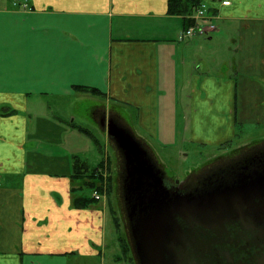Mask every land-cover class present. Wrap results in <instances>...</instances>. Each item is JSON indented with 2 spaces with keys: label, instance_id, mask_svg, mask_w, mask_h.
Masks as SVG:
<instances>
[{
  "label": "crops",
  "instance_id": "0c3cea01",
  "mask_svg": "<svg viewBox=\"0 0 264 264\" xmlns=\"http://www.w3.org/2000/svg\"><path fill=\"white\" fill-rule=\"evenodd\" d=\"M196 2L214 29L187 38L196 8L172 14L170 0H0V264H106L108 239L127 254L87 187L112 111L135 135L124 114L156 138L201 111L235 137L259 28L264 53V0ZM87 101L102 102L86 116Z\"/></svg>",
  "mask_w": 264,
  "mask_h": 264
},
{
  "label": "water",
  "instance_id": "95a60500",
  "mask_svg": "<svg viewBox=\"0 0 264 264\" xmlns=\"http://www.w3.org/2000/svg\"><path fill=\"white\" fill-rule=\"evenodd\" d=\"M103 126L123 153L136 184L138 197L129 207V218L139 264H264V217L256 215L257 224L236 207L239 203L232 208L226 203L220 209L218 200L225 202L226 194L171 197L160 171L135 136L113 119ZM251 188L245 197L254 206H264V183ZM243 221L251 223L246 226Z\"/></svg>",
  "mask_w": 264,
  "mask_h": 264
},
{
  "label": "rangeland",
  "instance_id": "374dc122",
  "mask_svg": "<svg viewBox=\"0 0 264 264\" xmlns=\"http://www.w3.org/2000/svg\"><path fill=\"white\" fill-rule=\"evenodd\" d=\"M253 28V32H256L257 27ZM257 31L261 33V38L256 32V40L260 42L256 46L254 66L251 68L249 64V67H244L238 77V111L235 137L233 139L232 137L225 139L224 131L220 130L221 126L226 122L225 118L210 117L206 113L203 116L201 111L193 114L191 118L176 119L177 117H175L172 120H168L171 134H164L163 132L156 138L146 135L139 128L137 120L131 118L129 114H124L126 117L128 116L125 120L128 121L129 125L140 133L135 135L132 132L134 136L146 144L149 148H146V151L152 161L154 162L156 159L159 164L157 168L161 171L163 170L168 176V179H166L167 185L170 186L169 182L174 184L177 180L178 182H183L188 179V184L198 182V180L202 181L204 177L213 174L214 169L220 166L217 165L220 161L215 162L220 157L218 155L226 154V152H231L233 149L237 150L238 147H246L249 144L258 147L264 144V63L260 64V59L264 58V53L259 51V46L263 42V31L260 28ZM101 102L96 101L93 103L101 104ZM93 103L88 101L81 102L77 104L76 110L88 116ZM60 105L55 104V106ZM216 105L218 106V104ZM55 106L52 112L56 111ZM52 112L50 113L53 114ZM108 115L116 114L112 111ZM120 121H123L122 124L126 126L124 128L131 131L124 120L121 119ZM188 124L189 128L186 127ZM103 132V135L97 133L99 138L97 140L103 143L104 158L107 160L105 162L107 167L104 169L106 180L102 184L105 193L102 198L104 200L102 205L107 209L106 230L108 231V238L111 233L114 239L123 238L128 248L127 254H124L117 241L108 239L109 249H106V264H116L114 261L116 255L122 257L121 262L117 264H130V259L127 256L132 258L133 264H139L127 210L128 203L134 204L135 199L138 197L135 191L136 184L132 183V181L126 182L129 175L126 170V159L117 148L113 139L107 135V131ZM148 150H150L154 159ZM229 152L228 154H230ZM236 153L238 152L232 153L229 157ZM221 166L223 167V165ZM88 193H91V190H88ZM128 195H131L132 198H128ZM116 223H118L120 229H118Z\"/></svg>",
  "mask_w": 264,
  "mask_h": 264
},
{
  "label": "flooded vegetation",
  "instance_id": "af4514ba",
  "mask_svg": "<svg viewBox=\"0 0 264 264\" xmlns=\"http://www.w3.org/2000/svg\"><path fill=\"white\" fill-rule=\"evenodd\" d=\"M110 118H112L121 127L125 126L122 124L123 121L122 122L120 121L121 118L118 116V114L107 115V117L103 116V118L101 119V121L103 122V125L105 124V120L107 121ZM136 139L141 143V145L144 147L145 150L146 148H148L146 144L143 143L142 140H140L138 137H136ZM148 151L151 154V157L153 158L150 150ZM236 151L238 153L233 154L231 157H229L232 153ZM228 152H226V154L218 155L220 157L216 156L218 158L215 160V162L220 161V163L217 164L220 166L214 169L213 174H211L210 176L208 175V177L207 176L204 177L202 181L198 180V182L188 184V179H186L183 182L181 181L178 182V180L177 181L175 180L176 183L174 184L169 182L170 186L166 184V179H168V176L166 175V173L163 170L161 171L157 168V166H159L157 160L155 159L156 162L155 160L153 162L149 154H148V158L153 163V165L156 166L157 170L160 171L161 176L163 178V182H164L163 184L166 187V189L170 192V196L175 197V198L204 197L213 192L217 193L216 195L222 196V195H225L227 192H229L230 189L234 190L237 187H242V189L250 188L251 187L249 186L250 182L254 181L257 177L264 178V144L260 147L256 145L254 146L253 144H249L246 147H238L237 150L235 149L231 150V152H229L230 154H228ZM211 163H214V162H211ZM221 165H223V167ZM126 166H127L126 167L127 173L129 174L128 172L129 166H128L127 161H126ZM131 180H132L131 176L128 175L126 182L131 181ZM250 192L251 190L249 189L246 190L247 195L250 194ZM128 198L131 199L132 198L131 195H128ZM130 204L131 203L129 202L128 208H127L128 217H129ZM243 208L244 209L242 210L245 215H247L248 217L254 218V221L257 224H260L259 218L264 217L263 216L264 206L260 205V206L251 207V208H247L246 206H243ZM230 213L233 214L234 216H237L236 210H232ZM256 215H258L259 218H257ZM240 217L244 218L243 215H241ZM130 224L132 228L131 220H130ZM136 254H137V251H136Z\"/></svg>",
  "mask_w": 264,
  "mask_h": 264
},
{
  "label": "built area",
  "instance_id": "2783aa9c",
  "mask_svg": "<svg viewBox=\"0 0 264 264\" xmlns=\"http://www.w3.org/2000/svg\"><path fill=\"white\" fill-rule=\"evenodd\" d=\"M223 5H229V1H223ZM193 22L183 33L184 37L193 38L205 34L206 30L214 29V25L210 22L212 17L208 14V8L206 5L201 6L192 17ZM93 196L96 199H100L101 194L98 191H94Z\"/></svg>",
  "mask_w": 264,
  "mask_h": 264
},
{
  "label": "trees",
  "instance_id": "16d2710c",
  "mask_svg": "<svg viewBox=\"0 0 264 264\" xmlns=\"http://www.w3.org/2000/svg\"><path fill=\"white\" fill-rule=\"evenodd\" d=\"M11 1V0H10ZM198 6L196 0H170V12L172 14L189 16L194 12V9ZM105 181L102 174L94 170L89 182H87V187L91 190H99L102 192V184Z\"/></svg>",
  "mask_w": 264,
  "mask_h": 264
},
{
  "label": "bare ground",
  "instance_id": "6f19581e",
  "mask_svg": "<svg viewBox=\"0 0 264 264\" xmlns=\"http://www.w3.org/2000/svg\"><path fill=\"white\" fill-rule=\"evenodd\" d=\"M259 178H262V177H257L254 181L250 182L249 186H251V187L255 186V188H256V186L260 187L264 183V181L260 180ZM251 187L247 188V189L252 190ZM247 189H242V187H237L234 190L230 189L229 192L226 193L227 197H223L224 199H226V201L223 202L221 199H219L218 200V206H220V209H222L223 207H226L225 204L227 203V204H230V207L232 208L235 204L239 203L241 205L236 206V207H239L240 209H244L243 206H246L247 208L256 207V206H254L253 202L250 201L251 199L245 197L247 195L246 194ZM262 194L264 195V191L262 192ZM250 223H251V221H250ZM250 223H246L245 221H243V224L246 226H248ZM234 227L239 228V229L243 228L241 226H238L237 224Z\"/></svg>",
  "mask_w": 264,
  "mask_h": 264
}]
</instances>
